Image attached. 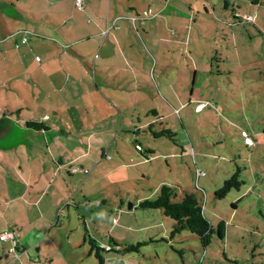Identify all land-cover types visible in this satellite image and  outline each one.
Segmentation results:
<instances>
[{
	"label": "rangeland",
	"instance_id": "374dc122",
	"mask_svg": "<svg viewBox=\"0 0 264 264\" xmlns=\"http://www.w3.org/2000/svg\"><path fill=\"white\" fill-rule=\"evenodd\" d=\"M27 1L20 3L28 8ZM111 1L109 8L113 10L115 0ZM13 2L0 0L1 47V36L12 24L7 15L13 12ZM127 2L138 3L140 10L136 21H126L122 46L131 51L132 62L127 74L122 71L114 77L121 83L120 76L129 75L130 84L112 89L115 107L104 100L96 108L88 99L75 98L76 108L65 93L59 104L57 99L47 98L44 87L37 88L38 102L47 99L62 107L60 117L70 126L60 137L54 133L50 144L59 150L56 140H63L67 148L63 155L72 165L64 164L58 172L59 159H55V179L47 177L43 184L39 161L14 158L15 151L3 149L13 142L25 144L34 134L17 130L13 123L0 126V231L15 225L18 229L35 227L24 239L23 252L10 249V240L0 241V264H99L96 251L103 264H261L264 0H118L121 6L127 7ZM159 6L167 9L162 12ZM127 12L131 13L121 10L120 14ZM23 16L28 19L32 14ZM23 34L28 42L20 44L22 53L17 51L16 39H11L12 53L0 52V78H9L17 71L21 74L19 90L8 80L0 81V110L24 104L29 107L23 111L39 120L42 110L30 108L29 72L24 71V66L33 68V61L23 50L33 45L41 51L45 40ZM218 52L227 60L224 65L215 57L221 58ZM90 91L86 95H92ZM76 96L81 94L76 92ZM191 97L197 102H189ZM182 103L185 106L173 110ZM202 103L196 110V104ZM50 122L60 124L55 116ZM163 128L174 133L173 139L154 135ZM243 130L254 139V147L244 143ZM41 137L35 138V144L43 146L38 153L47 164L51 152L49 149L45 155ZM181 142L189 145L187 151L192 142L195 156L190 151L182 154ZM24 147L23 155H31ZM140 150L149 151V158ZM4 160L12 161L14 170L5 167ZM75 167L80 171L74 172ZM54 168L49 166L46 171L51 173ZM236 172L242 181L239 188L217 196L224 180ZM32 177L36 183L26 186L24 178ZM162 185L173 187L177 199L193 193L200 200L203 214L214 228L209 244L204 245L188 230L171 235V218L159 208L140 206L145 199H155ZM39 187L48 190L38 191ZM22 192H27L28 200L44 196L43 201L39 206L22 203L20 207L17 201L11 209H4L3 196L15 197ZM41 215L51 220L49 226L43 227ZM221 221L223 238L217 232ZM37 229H43V234H37ZM91 239L103 249L92 248Z\"/></svg>",
	"mask_w": 264,
	"mask_h": 264
},
{
	"label": "crops",
	"instance_id": "0c3cea01",
	"mask_svg": "<svg viewBox=\"0 0 264 264\" xmlns=\"http://www.w3.org/2000/svg\"><path fill=\"white\" fill-rule=\"evenodd\" d=\"M111 2V0H81L83 8L80 9L76 6L75 0H29L28 9L25 7V5L20 3V0H14L12 4L14 6L13 12L7 15L8 21L12 22V24L9 25V30L5 31L1 36L4 37V40H2L3 42L1 43L4 44L2 47L0 45V52L4 51V54L7 55L12 53V49L10 47L12 42L11 39H16V44H18L17 51L21 52L20 44L23 43V33H29L30 36L34 38H43L45 40V47L41 51L34 50L33 45H30L27 47V49L24 48L23 50V55H28V57L33 61V68L31 69L30 66H24L26 67L24 71L29 72V76L26 81L28 82L31 93L32 102L30 104V108L33 109L35 107H41L42 110V113L39 114V120L32 116V114L23 111L25 107H29L25 106L24 104L23 106L16 108L6 106L0 110V126L13 123L17 130L23 133L34 134V137L31 138L29 142H25V144L21 143L23 141H18L17 143L13 142L11 145H9V147L3 149H11V151H15L17 156L14 158L20 157L21 159L26 157L24 161L29 158L31 159L30 161L32 163L39 161L41 163L40 177L43 184L47 183V177H50V181L55 179L56 169L53 167L54 165H52V162H54L55 159H59V162L57 163L58 172L60 171V167L62 165L69 164L70 166L73 164V162L72 160H69L66 155H63V152H66L67 150V148L62 144L63 140H60V138L59 141L58 139L56 140V144L60 148L59 150L57 148H52L50 144V141L54 140V138H52L54 133V136L60 137L66 132L67 129H69L70 126L63 117H60L61 111L59 108L62 107L59 105L55 106L54 102L47 99L45 102H38L37 88L44 87L46 89L44 94H46L47 98L57 99L58 103L61 102V94L65 93L66 98L70 97L72 101L71 103L74 104L76 108L77 104L75 98H81V100L84 98L88 99V104H91L93 107L97 108V105H99L100 102L104 103V100L108 105L111 103V105L115 107L114 105H116L117 102L110 97L111 93L115 94L114 96H116L115 91L112 89H117L118 87L122 88V85L130 84V76L126 74L127 69H130L131 66L132 55L129 54L131 51L127 49L126 45H124L125 48L122 45L124 44L123 39L126 36L127 31L126 21H136L139 16L137 12L140 10V8L139 4L135 2H127L126 7V5H119L118 0H115V6L112 5L113 10H111L109 8ZM227 4L228 2H225L224 6ZM159 7L162 12L167 9V7L165 9L163 6ZM121 10L129 11L131 13L127 12L126 14H120ZM25 12L31 13L32 17H29L28 19L24 18L23 14H26ZM143 13H145V11ZM145 16L143 15V17ZM1 20H3V18ZM107 29L108 31L105 33ZM33 39L31 42L33 41L32 43L34 44L36 41ZM27 42L28 39L23 45H27ZM220 49H223V46ZM225 53H227V50ZM218 54L221 55V58L215 55L216 59H219L218 62H223L224 65L227 60L225 61V58L221 53L218 52ZM37 57H39V60ZM13 67L14 66H12V70ZM122 71L126 72V74L121 75L120 77L122 81H120L121 83H117V79L114 76L117 73L120 75ZM230 71L231 70H229V72ZM20 78L21 74H19V71H17L13 72V75L9 78H7V75L2 76L0 81L5 82L8 80L12 88L19 90L20 86L17 84H19L21 80ZM68 87H71V89ZM87 88L88 90H86ZM90 88V93H92V95L90 94L89 96L86 95V93L90 90ZM55 92H57L56 97L54 96ZM76 92L77 94H81V96H76ZM195 101L197 102L196 98L191 97L189 99V102L194 103ZM183 106H185L184 103L175 107L173 110L176 111L181 109ZM197 106L198 105L196 104V110L199 109ZM21 110L23 111L22 114H20ZM109 110L111 111V109ZM48 111H51V113ZM153 112L154 115L158 114L154 110ZM54 116L58 118L60 124L50 122L51 118ZM27 121L43 122V125H45L47 128L35 129L29 127L26 123ZM2 129L3 127H0V130ZM6 133L7 132H4L3 136ZM40 135L44 141L45 155L48 154L47 151L50 149L51 165L49 161H47L48 165L45 164V158H42L38 153L44 150L43 146H38L35 144V138ZM22 145L28 147L24 148L29 150L31 155H23L25 152L23 148H21ZM187 146L189 148V145H185L183 142H181L182 154L188 155L187 152L190 151V154L195 156V152L193 151V143L190 142L191 150L189 151H187ZM145 151L146 150H140V153L144 156L143 152ZM145 154L148 153L145 152ZM18 161L19 160H17V163ZM11 162L4 160V162L1 163L5 167L13 168L14 170V166L11 164ZM31 162H29V166L31 165ZM49 166L50 168H54L53 171H51L52 174L50 171H46V168ZM20 168H22V165H20ZM15 174L20 177L18 175L19 173L16 171ZM35 178L36 177L29 179L24 178L23 181L25 182L26 186H29L32 183H36ZM41 189L48 190L47 187H39L38 191H41ZM3 198L4 199L1 200L2 206L4 209L9 210L11 209L10 205L12 203H15L16 205L17 201L19 202L17 204L18 207H20L22 203H30L31 205L39 206L42 203L44 196L42 198H40V196H33L31 200H28L27 192H22L20 195L15 197L5 195ZM40 219L43 222V227L44 225L49 226L51 223V220H46L45 215H41ZM14 224H18V222L14 220ZM11 225L12 224H8V226ZM17 227L18 225H15V230L11 228V231L14 232L16 236L18 249L22 250L23 252L25 250L24 245L26 243L24 239L26 238L28 232L35 231V227L28 226V228H21L20 226L19 229ZM6 229L9 228H5L3 231ZM3 231H0V233ZM38 233L43 234V229H37V234ZM38 240H34L30 246H35ZM5 242L9 243L10 241L6 240Z\"/></svg>",
	"mask_w": 264,
	"mask_h": 264
},
{
	"label": "trees",
	"instance_id": "16d2710c",
	"mask_svg": "<svg viewBox=\"0 0 264 264\" xmlns=\"http://www.w3.org/2000/svg\"><path fill=\"white\" fill-rule=\"evenodd\" d=\"M234 19L239 20L237 15H234ZM29 127L35 129H45L47 128L43 125V122L38 121H27ZM152 125L150 124L149 127ZM173 132L169 129L163 128L159 132L154 133L155 136L165 135L173 139ZM244 138V137H243ZM254 140V139H253ZM245 143V142H244ZM254 147L255 141L253 146ZM148 152L149 151H145ZM143 152L144 157L148 159L147 154ZM242 181L238 178V172L231 175L229 178L224 180L223 185L216 191L217 196L225 195L232 188H239ZM141 207L144 208H159L162 210L163 214L173 220V225L171 229V235L178 234L184 230H188L191 233L195 234L204 245L210 243L212 233L214 232L213 226L209 223L207 218L203 214L202 204L200 200L193 193H185L181 199H177L175 190L173 187L162 185L159 189L158 195L155 199H145L140 203ZM10 230V229H6ZM4 232V231H3ZM2 232V233H3ZM219 237L223 238L224 236V222L221 221L218 225L217 230ZM1 234V233H0ZM113 242L114 239L111 238ZM2 241V240H0ZM91 241L92 248L103 249L95 243L93 239ZM117 245V243H114ZM112 245L107 247L108 250H111ZM17 245L15 250H17ZM96 257L99 260V264H103V258L98 251L95 252ZM261 264H264V259Z\"/></svg>",
	"mask_w": 264,
	"mask_h": 264
},
{
	"label": "built area",
	"instance_id": "2783aa9c",
	"mask_svg": "<svg viewBox=\"0 0 264 264\" xmlns=\"http://www.w3.org/2000/svg\"><path fill=\"white\" fill-rule=\"evenodd\" d=\"M75 4L77 7H79L80 9L83 8V5L81 3V0H75ZM245 18H247L248 20L252 19L251 16H245ZM108 31V29L105 31V33ZM26 41V37L22 38V42ZM16 46H18V44H16ZM37 59L39 60V57H37ZM203 106V103L200 104L198 106V108H201ZM241 135L244 137V142L246 145L248 146H253L254 145V140L251 136H249V134L246 131H242ZM74 172L80 171V169L78 168H73ZM85 172V170H84ZM0 240L2 241H6V240H10L12 243V246L10 247V249H14L15 250V246L17 245V239L16 236L14 234V232H12L11 230H5L3 233L0 234Z\"/></svg>",
	"mask_w": 264,
	"mask_h": 264
}]
</instances>
